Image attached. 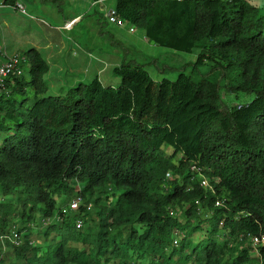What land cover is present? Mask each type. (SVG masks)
<instances>
[{
  "label": "trees",
  "instance_id": "16d2710c",
  "mask_svg": "<svg viewBox=\"0 0 264 264\" xmlns=\"http://www.w3.org/2000/svg\"><path fill=\"white\" fill-rule=\"evenodd\" d=\"M114 10L156 46L197 49L190 74L154 80L155 56L122 57L115 87L94 76L50 95L46 61L21 53L27 78L0 89V195L16 196L24 225L0 264L3 253L6 264H264V11L248 0H115ZM71 194L96 221L79 205L34 244V215L54 216ZM13 215L0 201V231ZM249 235L262 239L255 256Z\"/></svg>",
  "mask_w": 264,
  "mask_h": 264
},
{
  "label": "rangeland",
  "instance_id": "374dc122",
  "mask_svg": "<svg viewBox=\"0 0 264 264\" xmlns=\"http://www.w3.org/2000/svg\"><path fill=\"white\" fill-rule=\"evenodd\" d=\"M1 1L0 47L8 53H23L33 45L40 46L43 42V40L40 42L41 39L45 38L44 35H49L50 38L54 37L62 42L64 57L49 60L50 69L43 74L46 85L44 94H63L77 82L87 83L94 76H97L102 85L115 87L119 84V77L113 74L111 69L122 57L126 60L136 59L146 62L149 56H155V63H152L150 67H145L149 76L154 80L161 77L173 80L179 71L190 74L191 65H186V63L192 62L197 53V49L185 53L156 46L149 42L138 28L128 31L125 26L118 27L108 23L104 13L109 8H114L115 0H104L100 4L93 5L92 0H17L18 4L23 7V12L11 5H3ZM248 2L257 5L260 12L264 11V0H248ZM76 13H80V20L71 30L66 31L58 28L62 25L63 16ZM76 36L81 38L78 40L79 48L77 42L73 40ZM82 49L83 51H81ZM87 53L90 54L88 57L90 64L80 62L78 65L66 59V56L74 58L83 56L87 58ZM24 58L25 63L23 62L21 67L22 76L26 79L28 64L26 57ZM100 69L103 70L100 71ZM202 69H205V67H202ZM77 71L82 72V77L75 75ZM199 71L203 72L205 70L199 69ZM240 95L245 99L251 97V95ZM78 186V184L75 185L74 191L77 190ZM72 195H69L67 199H71ZM64 199L65 197L58 198L56 207ZM83 199L84 197L80 198L78 206L84 205V208L89 210L91 219L89 220L88 217L86 221L93 224L96 221L93 215V206L90 203H85ZM112 199L114 198L112 197ZM0 201H12L14 207V215L10 217L8 227H14L15 229L22 227L24 223L16 214L20 207L18 201H16V196L6 197L0 195ZM171 214L178 216L179 210L175 208L171 211ZM46 222V219H40L37 215H34V219L30 223L29 234V238L34 244L45 245L53 236L49 234L45 237L42 234ZM81 228L83 227L81 226ZM202 234L196 233L191 236L190 240L196 242ZM175 238L177 241L179 240V236H175ZM250 245L252 247L250 255L255 256L254 247L252 244ZM2 258L6 264L8 258L4 253ZM187 264H191V262Z\"/></svg>",
  "mask_w": 264,
  "mask_h": 264
},
{
  "label": "built area",
  "instance_id": "2783aa9c",
  "mask_svg": "<svg viewBox=\"0 0 264 264\" xmlns=\"http://www.w3.org/2000/svg\"><path fill=\"white\" fill-rule=\"evenodd\" d=\"M104 0H95L92 1L93 4L102 3ZM14 8H17L19 11L23 12V7L18 4L14 3ZM104 17L106 21L110 24H114L115 26H123V21L117 16L115 13L114 8H109L104 13ZM41 22H44L43 20L39 19ZM73 20L65 21L59 28L61 29H69L72 25ZM133 29L131 27L128 28V31H132ZM24 56L21 53L13 52L8 53L4 48L0 47V89L4 88L5 83L11 76H17L22 74V63L24 62ZM191 169L194 170L195 168L191 166ZM199 185L201 187H207L208 182L206 178L202 177L199 174ZM78 189V187H77ZM80 201V196L77 194L73 195V197L70 199H67V201L63 204H60L58 206V213H55L54 216L50 218H46V223H50L51 220H59V216H65L67 214H71L76 212L78 208V202ZM215 204L221 205L222 202L220 200L215 201ZM74 226L75 228L79 229L82 226V222L79 218H75L74 220ZM250 243L254 246L257 243H260L262 239H260L258 236H246ZM21 242L20 240V233H18L17 229L14 227H8L6 226L3 231H0V249L3 251L5 250L6 243H9L11 245H18ZM172 244L176 245L177 240L174 238L172 240Z\"/></svg>",
  "mask_w": 264,
  "mask_h": 264
},
{
  "label": "crops",
  "instance_id": "0c3cea01",
  "mask_svg": "<svg viewBox=\"0 0 264 264\" xmlns=\"http://www.w3.org/2000/svg\"><path fill=\"white\" fill-rule=\"evenodd\" d=\"M14 3H18L17 0H15ZM4 5H6V4H4ZM253 5H255V4H253ZM255 6H257V5H255ZM68 20H73L72 26L69 29H62V30H66V31L67 30H71L72 27L75 26L79 22L80 13H76V14H73V15H70V16H63L62 17V24L65 21H68ZM44 36H45V38L41 39V41H40V42H42V40H43V42L41 43L40 46L39 45H33L32 47L35 48L38 51V53L41 55V57L46 61V63L48 64V70L47 71H49V69H50L49 68V63H48L49 60H53V59H57V58H63L65 54L63 53L64 47L62 45V42H59L54 37L50 38L49 35L48 36L44 35ZM79 39H81L79 36H76L75 39H73V40H75L77 42L78 48H79V42H78ZM83 49L81 51H83ZM89 55H90L89 53L86 54L87 58H85L83 56H77L76 58L71 57V56H66V59H69V60H71L72 62H75L78 65L80 64V62H83V64H85V63L90 64V62L88 60ZM50 56H52V57H50ZM103 69H100V71H102ZM75 75L78 76V77H82L83 74H82V72L77 71V73H75Z\"/></svg>",
  "mask_w": 264,
  "mask_h": 264
},
{
  "label": "clouds",
  "instance_id": "9594fccd",
  "mask_svg": "<svg viewBox=\"0 0 264 264\" xmlns=\"http://www.w3.org/2000/svg\"><path fill=\"white\" fill-rule=\"evenodd\" d=\"M72 26V25H71Z\"/></svg>",
  "mask_w": 264,
  "mask_h": 264
}]
</instances>
